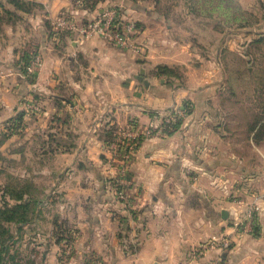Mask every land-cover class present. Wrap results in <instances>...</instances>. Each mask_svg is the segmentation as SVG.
<instances>
[{"label":"crops","instance_id":"0c3cea01","mask_svg":"<svg viewBox=\"0 0 264 264\" xmlns=\"http://www.w3.org/2000/svg\"><path fill=\"white\" fill-rule=\"evenodd\" d=\"M101 1L119 3L125 8L124 17L135 23L131 47L116 46L97 34L45 27L42 15L34 25L33 43L41 64L36 81L41 108L35 129L51 136L50 142L41 145L42 160L48 161V166L35 172H43L48 180L43 194L52 195L51 212L69 224L72 249L64 258L57 243L48 239L47 244H41L46 248L42 261L264 264V171L258 230L253 234L230 225L235 204L228 185L218 189L216 173L207 168V163H216L220 156L218 143L212 139L219 138L214 120L221 114L211 98L222 80L207 70L206 75L194 76L193 83L180 85L158 70L160 65L200 66H196L197 59L196 64H186L193 60L190 52L194 50L187 38L174 32L171 17L157 9L161 0ZM179 1L197 5L244 3ZM39 2L50 11L49 19L44 17L50 22L61 11H72L70 0ZM97 9L98 14L104 10ZM78 16L87 21L96 15L86 8ZM21 29L18 25V43L25 46L29 43ZM188 99L201 108L193 109L187 119L172 128L173 110ZM161 117L170 123L159 128ZM121 128L132 129L140 139L130 165V186L124 200H116L109 172L115 171L110 162L116 163L117 157L111 161L107 143ZM148 131L150 136L145 135ZM187 133L193 137H186ZM212 148L216 154L211 151L209 155ZM225 235L231 243L227 248L221 245Z\"/></svg>","mask_w":264,"mask_h":264},{"label":"rangeland","instance_id":"374dc122","mask_svg":"<svg viewBox=\"0 0 264 264\" xmlns=\"http://www.w3.org/2000/svg\"><path fill=\"white\" fill-rule=\"evenodd\" d=\"M39 1L0 0V245L5 246L0 264H56L55 261H42V252L46 251V248L41 244H47L48 239L57 243L64 258L72 251L69 244V224L63 217L51 212L52 195L43 194L48 187V180L43 176V172H35L48 166V161L42 160L41 145L43 141L51 140L49 132L35 129L38 120L36 116L41 108L36 92L41 64L33 43L36 39L35 21L42 15L45 27L47 24L58 29L57 21L65 15H72L81 23L87 22L82 21V17L78 18L86 8L95 15L98 14L97 7L104 10L114 8L122 15L125 13V8L119 3L108 5L103 4L104 1L101 0H70L72 11H61L53 22H50L47 20L50 11ZM262 1L244 0L242 4L236 1L228 4L197 5L180 3L179 0H161L157 5L159 11L173 20L174 32L187 38L194 50L190 52L193 60L186 64H194L197 59L196 66L199 63L201 66L170 65L171 81L180 85L193 83L194 76L203 72V75H206L207 70L213 71L212 77L216 76V79L222 80L212 90L214 95L211 98L217 103V111L221 114L214 120L219 128V138L212 139L218 143L217 154L220 156L216 163H207V168L216 173L218 189H225L228 185L229 196L235 204L230 225L253 234L258 230L256 218L259 203L262 202L264 171ZM212 6L214 12H211ZM18 25L22 27V32L26 33V41L29 44H24L25 46L18 43ZM232 29L241 32L232 33ZM211 32L216 34L212 35ZM217 45L218 52L215 51ZM188 100L184 101L182 107L173 110L176 113L172 114L174 119L170 121L172 128L187 119L193 109L196 111L201 108V105H196L193 100ZM210 109L211 106L209 113ZM170 122L161 117L157 127L162 128L164 123ZM119 130L107 143L112 154L111 161L117 157L116 163L110 162L115 171L109 173L113 197L116 200H124V196L121 198L114 195L115 178L122 172L129 174L135 148L123 142V148L129 151V157L126 156L128 158H124L126 153L123 150L113 149V144L122 145L123 138ZM151 134L149 131L145 132L146 136ZM185 136L193 137L190 133ZM139 139L136 134L135 146L139 144ZM211 151L216 154L214 148L207 153L210 155L213 153ZM129 186L130 183L123 188L124 195ZM123 209L127 211L125 207ZM48 219L52 222L51 232ZM225 236L229 239L230 246V237Z\"/></svg>","mask_w":264,"mask_h":264},{"label":"built area","instance_id":"2783aa9c","mask_svg":"<svg viewBox=\"0 0 264 264\" xmlns=\"http://www.w3.org/2000/svg\"><path fill=\"white\" fill-rule=\"evenodd\" d=\"M57 26L59 29L66 28L72 31H79L84 35L97 34L119 47H131L130 34L133 29H135V23L131 20H127L124 15L114 8L102 10V12H100L98 15L83 23L78 21L72 15L61 16L57 21ZM119 131L122 133V145L113 144L112 147L115 151L118 149L123 150L126 153L124 154V158H128L129 151L123 148V142H125L127 145L129 144V146L133 147L134 149L136 144L134 141L136 134L132 129L128 128L121 129ZM128 183H130L129 174L122 172L117 175L115 178V197L122 198L124 196V187ZM213 238L212 240H214ZM228 244V238L222 239L223 246L227 247Z\"/></svg>","mask_w":264,"mask_h":264},{"label":"trees","instance_id":"16d2710c","mask_svg":"<svg viewBox=\"0 0 264 264\" xmlns=\"http://www.w3.org/2000/svg\"><path fill=\"white\" fill-rule=\"evenodd\" d=\"M92 3H94V2H92ZM90 5H91V4H90ZM97 10H98V9H97ZM158 70L164 72L166 75L171 74V73H170L171 70H170L169 66H167V65H160V66H158ZM176 126H177V124H176ZM176 126H175V127H176ZM19 206H20V205H19ZM19 206H16V207H19ZM4 249H5L4 244H1V245H0V258L3 257V256H2V252H3Z\"/></svg>","mask_w":264,"mask_h":264},{"label":"water","instance_id":"95a60500","mask_svg":"<svg viewBox=\"0 0 264 264\" xmlns=\"http://www.w3.org/2000/svg\"><path fill=\"white\" fill-rule=\"evenodd\" d=\"M101 12H102V10H101ZM225 214H226V211H222V215L225 217Z\"/></svg>","mask_w":264,"mask_h":264}]
</instances>
